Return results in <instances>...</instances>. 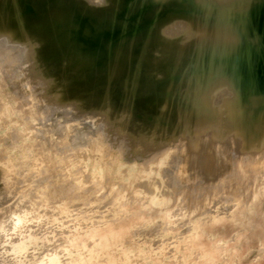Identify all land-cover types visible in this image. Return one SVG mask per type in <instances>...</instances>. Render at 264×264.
Instances as JSON below:
<instances>
[{
  "label": "rangeland",
  "instance_id": "1",
  "mask_svg": "<svg viewBox=\"0 0 264 264\" xmlns=\"http://www.w3.org/2000/svg\"><path fill=\"white\" fill-rule=\"evenodd\" d=\"M17 1L22 6L14 9L15 0H0V23L15 22L0 30V42L26 44L34 57L20 81L0 78V264H264L262 138L238 139V147L231 135L250 125L256 109L264 112V19L259 24L253 15L264 11V0ZM226 12L232 30L242 29L231 52L212 37ZM187 17L201 29L196 35L178 24ZM36 25L45 39L32 31ZM236 48L257 54L244 79ZM226 75L249 93L239 117L223 104L235 96L234 89L227 96ZM199 79L209 87L191 93ZM204 92L212 94V112ZM210 135L225 147L228 164L204 157L217 152Z\"/></svg>",
  "mask_w": 264,
  "mask_h": 264
},
{
  "label": "bare ground",
  "instance_id": "2",
  "mask_svg": "<svg viewBox=\"0 0 264 264\" xmlns=\"http://www.w3.org/2000/svg\"><path fill=\"white\" fill-rule=\"evenodd\" d=\"M15 1L18 2L17 0H15ZM231 1H232V0H231ZM16 2H15V4H16L17 6L15 7V6H14L15 4L13 3L14 5H12V8H13V6L15 7L14 9H16L17 7L21 8L22 4H20L19 2H18V3H16ZM236 3H237V1H236ZM236 3H235V4H236ZM190 5H191V4H190ZM206 5H207V4H206ZM203 6H204V5H203ZM229 6H230V5H229ZM206 7H207V6H206ZM233 7H234V6H232V8L229 7L230 10L227 11V12H230L231 10L233 11V9H235L236 6H235L234 8H233ZM203 8H204V7H203ZM203 8L200 9V11L203 10ZM226 8H227L226 10H228V6H227ZM215 9H216V8H215ZM215 9H214V10H215ZM198 10H199V8H198ZM206 10H207V9H206ZM260 10H261V9H260ZM202 12H203V11H202ZM227 12L224 14V19H223V21H222L221 26H220L219 28H214V29H213L214 31L212 32V37L219 38V39H221L223 42H225V44H224V45H225L224 50H225L226 52H228V51L231 52L232 49L234 48V46L237 45L236 43H239V40L241 39V35H242V34H240V33H242V32H241L242 29H240V26H239V28H237V29H239V32H238V31H235V30H232V23H233L232 19H233V20H235V19H234V18L231 19V17H232V16H231V13H227ZM18 13H20V12H18ZM198 14H199V13H198ZM233 14H234V13H233ZM237 14H239V13H237ZM237 14H236V15H237ZM243 15H245V14H243ZM253 15H254V14H253ZM220 16H221V15H220ZM256 16H257V15H256ZM238 17H239V16H238ZM251 17H252V16H251ZM196 18H197V17H196ZM201 18H202V17H201ZM236 18H237V17H236ZM253 18H254V17H253ZM253 18H251L252 20H251V19H250V20L253 21ZM187 19L190 20L189 22L191 23V25H190V23H189L187 20H186V21H185V20H184V21H181V23L179 22L178 24L181 25V26H185V25L188 26V25H189L188 27H189V30H190V31H189V34H188V32L186 33L187 36H188V35H189V36H191V35H196V34L198 33V31H197V32H195V31L198 30V29H200V28H198L195 24H193V21L191 22V19H189L188 17H187ZM196 20H197V19H196ZM236 20H237V19H236ZM29 21H31V20H29ZM263 23H264V22H263ZM259 24H260V23H259ZM3 25H4V24L0 23V30H1V32H2L3 29H4V30L7 29V31H8L9 29H10V30L13 29V27H14V25H15V22H11V24L8 23L7 25L5 24V26H3ZM175 25H176V24H175ZM194 25H195L196 27H195ZM169 26H173V24L171 23ZM175 27H176V26H175ZM193 27H194V28H193ZM8 28H9V29H8ZM22 28H23V27H22ZM178 28H179V27H176V29H178ZM31 29H32V31L34 32V34H38V35H40V34L42 35V34H43V30H42V27H41V26H37V25H36V26H32ZM4 30H3V32H4ZM168 30H169V29H168ZM200 30H201V29H200ZM200 30H199V32H200ZM14 31H15V28H14ZM202 31H203V30H202ZM203 32H204V31H203ZM206 32L208 33V30H207V31L205 30V34H206ZM248 33H249V32H248ZM250 33H251V32H250ZM251 34H252V33H251ZM254 34H255V33H254ZM41 35H40V36H41ZM43 35H44V36H43ZM43 35H42V36H43V38L45 39V38L47 37V32L44 31V34H43ZM237 35H238V38H237ZM209 36H210V35H209ZM43 38H42V39H43ZM247 38H248V37H247ZM260 38H261V36H260ZM33 39H34V38H33ZM204 39H205V38H204ZM204 39H203V40H204ZM248 39H249V38H248ZM203 40H202V41H203ZM250 40H251V39H250ZM262 40H263V38H262ZM197 41H198V40H197ZM243 41H244V39H243ZM205 42H206V41H205ZM191 43H192V42H191ZM195 43H196V42H195ZM198 43H199V42H198ZM200 43H201V41H200ZM256 43H257V42H256ZM262 43H263V42H262ZM262 43H261V47L264 46V45H262ZM240 44L242 45L243 43H240ZM189 45H190V43H189ZM193 45H197V44H194V43H193ZM218 45H219V44H218ZM252 45H253V44H252ZM239 46H240V45H239ZM256 46H257V45H256ZM192 47H193V46H192ZM198 47H199V46H198ZM200 47H202V46H200ZM261 47H260V45H259V48H260V49H259V48H257V49L260 51V50H261ZM184 48H185V47H184ZM194 48H195V46H194ZM238 48H239V47H238ZM238 48H236V50H237ZM51 49H53V48H51ZM188 49H190V47H189ZM191 49H192V48H191ZM191 49H190V52H191ZM248 49H249V48H248ZM262 49H263V48H262ZM236 50H235V51H236ZM250 50H252V48H250ZM254 50H256V49H254ZM237 51H238V50H237ZM180 52H181V51H180ZM190 52L187 51V55H189ZM195 52H196V50H195ZM195 52H194V53H195ZM255 52H257V51H255ZM182 53H183V52H182ZM190 54H191V53H190ZM195 54H196V53H195ZM195 54H193V55H195ZM197 54H198V53H197ZM199 54H200V53H199ZM207 54H208V53L206 52V55H207ZM235 54H236V53H235ZM252 54H253V53H252ZM255 55H257V54L255 53ZM255 55H253V56H255ZM258 55H259V52H258ZM182 56H183V55H182ZM189 56H190V55H189ZM198 56H199V55H198ZM203 56H204V55H203ZM208 56H209V55H208ZM187 57H188V56H187ZM258 57H259V56H258ZM205 58H206V57H205ZM207 58H208V57H207ZM210 58H211V57H210ZM192 59H193V58H192ZM217 59H218V58H217ZM253 59H254V58H253ZM253 59L251 58L252 61L255 60V59H254V60H253ZM74 60H75V61H74ZM74 60H73V61L76 62V59H74ZM205 60H206V59H205ZM209 60H210V59H209ZM226 60H227V58H226ZM234 60H237V59H234ZM251 60H250V61H251ZM258 60H259V59H258ZM258 60H257V58H256V61H258ZM178 61H179V60H178ZM180 61H182V59H181ZM188 61L190 62V58L188 59ZM188 61H187V62H188ZM191 61L194 62L193 60H191ZM219 61H220V60H219ZM187 62H186V63H187ZM234 62H235V61H234ZM254 62H255V61H254ZM254 62H253V63H254ZM237 63H238V62H237ZM237 63H236V64H237ZM187 64H188V63H187ZM187 64H186V65H187ZM205 64H206V63H205ZM250 64H251V63H250ZM254 64H255V63H254ZM254 64H252V65H254ZM252 65H251V66H252ZM175 66H176V65H175ZM190 66H191V65H190ZM206 66H207V65H206ZM254 66H255V65H254ZM182 67H183V65H182ZM185 67H186V66H184L183 68L185 69ZM236 67H238V65H236ZM183 68H182V72L184 73L185 70L183 71ZM227 68H228V66H227ZM199 69H200V68H199ZM180 70H181V69H180ZM187 70H188V68H187ZM190 70H191V69H190ZM195 70H196V69H195ZM206 70H207V69H206ZM238 70H239V69L237 68V69H236L237 73H238ZM252 70H253V69H252ZM252 70H251V71H252ZM199 71H200V70H199ZM227 71H228V70H227ZM247 71H248V70H247ZM196 72H197V71H196ZM253 72H254V71H253ZM199 73H200V72H199ZM246 73H247V72H246ZM246 73H245V74H246ZM249 73H250V72H249ZM249 73H247V74H249ZM254 73H255V72H254ZM176 74H178V73H176ZM187 74H188V73H187ZM231 74H232V73H231ZM239 74H240V73L237 74V77H238ZM247 74H246V75H247ZM252 74H253V73H252ZM178 75H179V74H178ZM197 75H198V74H197ZM206 75H207V74H206ZM249 75H250V74H249ZM249 75H248V76H249ZM182 76H183L182 79L185 78V75H182ZM191 76H195V75L191 74ZM191 76H190V78H191ZM200 76H201V74H200ZM232 76H233V74H232ZM234 76H235V75H234ZM243 76L245 77V75H243ZM243 76H241V74H240V78L242 77L241 79H244ZM248 76H247V77H248ZM253 76H254V74H253ZM253 76H250V77H253ZM179 77H180V76H179ZM209 77H210V76H209ZM214 77L216 78V76H214ZM188 78H189V77H188ZM190 78H189L190 81H189V80H188V81L191 83V80H193V79H190ZM192 78H194V77H192ZM199 78H200V77H199ZM238 78H239V77H238ZM179 79H180V78H179ZM186 79H187V77H186ZM206 79H207V80H206V82H207L209 78H206ZM245 79H246V78H245ZM248 79H249V78H247V80L245 81L246 84H247ZM257 79H258V77H257ZM170 80H173V79H170ZM170 80H169V81H170ZM197 80H198V79H197ZM216 80H217V78H216ZM216 80H214V81L216 82ZM236 80H237V79H236ZM251 80H253V78H252V79L250 78L249 82H251ZM254 80H255V78H254ZM254 80H253V81H254ZM181 81H182V80H181ZM202 81H203V80H201V79H199V81H197L196 83H193L194 81H192V83H193L192 85L195 86V84H196V86L194 87L195 89H194L193 86L189 83V85H191V87L193 88V90L189 88V86H188V84H187L188 82H186V84H187V86H188V88H189L188 90H191V91H192V92L190 91L191 93H195L196 89H197L198 92H200L202 89H203V91H204V88H208L209 85H208V87H206L207 84H206L204 81H203V82H202ZM234 81H235V79H234ZM234 81H233V79H232L229 75H226V76L224 77V81H223V82H225V83H227V84L229 85L228 88L226 89L227 96H228L230 93H232L230 90H233V89H234V91H235V94H234L235 96H234V95H233L234 97L231 96V97H233L232 99L227 97V99H231V100H227L226 97H225V98L222 97V103H223L224 99H226V100L224 101L223 104H224V105H227V106H228L229 104L235 106V108H234L235 110H234V111H236V112H234V113L237 114L239 111H242V110H243V106H242L241 101H242V100H245V99H244V97H243L244 94L242 95L243 90L240 89L241 86H239V87L237 86V85H240L242 82H240V79H239V82H240V83H237V85H235L236 83H235ZM237 81H238V80H237ZM243 81H244V80H243ZM210 82H211V80L209 81V83H208V82H207V83L210 84ZM245 82H244V83H245ZM249 82H248V85H249ZM258 82H260V81L258 80ZM177 83H179V82H177ZM177 83H176V87H177V85H178ZM213 83H214V82H213ZM251 83H252V82H251ZM253 83H254V82H253ZM179 84H180V83H179ZM211 84H212V83H211ZM216 84H217V83H216ZM216 84H214V87H215ZM242 84H243V83H242ZM219 85H220V84H219ZM219 85H218V88L220 87ZM251 85H252V84H250L249 87H253V86H254V88H251V89H255V85H256V84H255V85H252V86H251ZM77 86H79V85L77 84ZM77 86L68 89L66 93H67V94L70 93V95H71V93H72L73 91H75V88H77ZM184 86H185V84H184ZM187 86H186V87H187ZM210 86H211V85H210ZM243 86H244V85H243ZM246 86H247V85H246ZM179 87H181V86H179ZM186 87H185V88H186ZM214 87H212V88H214ZM259 87H260V86H259ZM261 87H262V86H261ZM263 87H264V86H263ZM263 87H262V88H263ZM241 88H242V87H241ZM256 88H257V87H256ZM174 89H175V88H174ZM176 89H177V88H176ZM179 89H180V88H179ZM181 89H182V88H181ZM181 89H180V94H181ZM183 89H184V88H183ZM186 89H187V88H186ZM214 89H215V88H214ZM235 89H237V91H236ZM257 89H259V88H257ZM257 89H255V90L258 92L259 90H257ZM30 90H31V89H30ZM188 90H186V91H188ZM206 90H207V89H206ZM208 90H209V89H208ZM222 90H224V88H223ZM248 90H249V89H247V91H248ZM255 90H254V91H255ZM176 91H177V90H176ZM178 91H179V90H178ZM183 91H185V89H184ZM203 91H201V93H202ZM241 91H242V92H241ZM244 91H245V89H244ZM251 91H252V90H251ZM254 91H253V92H254ZM256 91H255V92H256ZM75 92H76V91H75ZM174 92H175V91H174ZM188 92H189V91H188ZM205 92H208V91H205ZM205 92H204V94H206V96L204 95V96H203V100H201V101H202V102L205 101L206 104H208V103H210V98H211V97L209 98V96H211L212 94L209 95V96H207V94H210V93H205ZM209 92H210V91H209ZM223 92H225V90H224ZM223 92H222V94H223ZM248 92H249V91H248ZM253 92H252V93H253ZM255 92H254V93H255ZM260 92H261V93H260V95H259L258 97H259L260 99H263V98H264V89L261 91V88H260ZM33 93H34V92H33ZM64 93H65V92H64ZM73 93H74V92H73ZM73 93H72V94H73ZM182 93H184V92H182ZM212 93H213V92H212ZM243 93H245V92H243ZM246 93H247V92H246ZM254 93H253V94H254ZM24 94H25V93H24ZM36 94H37V93H36ZM58 94H62V93H58ZM58 94H57V95H58ZM173 94H174V93H173ZM184 94H185V93H184ZM196 94H197V93H196ZM19 95H20V94H19ZM55 95H56V94H55ZM65 95H66V94H65ZM65 95H64V97L67 96V95H66V96H65ZM70 95H69V97H72V96H70ZM175 95H176V94H175ZM177 95H178V94H177ZM188 95H191V94L188 93ZM188 95H187V96H188ZM197 95H199V93H198ZM202 95H203V94H202ZM202 95H199V96L201 97ZM213 95H214V94H213ZM247 95L249 96V93H248ZM247 95H244V96L247 97ZM250 95H251V94H250ZM24 96H25V95H24ZM34 96H35V95H34ZM58 96H59V95H58ZM60 96H61V95H60ZM60 96H59V97H60ZM173 96H174V95H173ZM173 96H172V97H173ZM183 96H184V95H183ZM194 96H195V94H194ZM217 96H219V94H218ZM17 97H18V95H17ZM35 97H36V96H35ZM62 97H63V94H62ZM191 97H192V96H190V98H191ZM196 97H198V96H196ZM200 97H198V98H199L198 100L202 99V97H201V98H200ZM204 97H205L206 99L208 98L209 100H205ZM246 97H245V98H246ZM33 98H34V97H33ZM173 98H175V97H173ZM183 98H184V97H183ZM183 98H182V100H184ZM193 98H194V97H192V100H191V101H193ZM212 98H213V96H212ZM216 98H217V97H215V101H217V99H220V97L217 98V99H216ZM253 98H255V97H253ZM26 99H27V98H26ZM64 99H66V98H64ZM67 99H68V98H67ZM180 99H181V97H180ZM187 99H189V98H187ZM187 99H186V100H187ZM247 99H248V98H247ZM260 99H259V100H260ZM23 100H24V99H23ZM175 100H176V98H175ZM182 100H180V104H181V101H182ZM186 100H185V102H184V101H183V102L186 103ZM177 101H178V100H177ZM177 101H176V102H177ZM263 101H264V99H263ZM166 102H167V101H166ZM187 102H189V101H187ZM194 102H195V99H194L193 103H194ZM207 102H208V103H207ZM212 102H213V99H212ZM212 102H211V103H212ZM248 102H249V101H248ZM195 103H196V102H195ZM195 103H194V104H195ZM218 103H219V101H218ZM262 103H263V102H262ZM176 104H177V103H176ZM182 104H183V103H182ZM186 104H187V103H186ZM194 104H191V105L193 106ZM202 104H203V103H202ZM204 104H205V103H204ZM244 104H245V103H244ZM220 105H221V104H220ZM220 105H219V106H220ZM259 105H261V104H259ZM259 105H258V106H259ZM188 106H189V105H188ZM200 106H203L202 108H205L204 105H200ZM205 106H206V105H205ZM209 106H210V105L208 104V107H209ZM211 106H212V105H211ZM222 106H223V105H222ZM249 106H250V105H249ZM252 106H253V105H252ZM252 106H251V107H252ZM223 107H224V106H223ZM228 107H229V106H228ZM231 107H232V106H231ZM256 107H257V106H256ZM259 107H261V106H259ZM179 108H180V106H179ZM179 108L176 107V109H177L178 111L181 110V109L179 110ZM186 108H187V107H186ZM193 108H194V107H193ZM199 108H200V107H199ZM209 108H211V112H212V111H213V110H212L213 107H209ZM254 108H255V106H254ZM58 109H59V108H58ZM182 109L185 111L184 108H182ZM200 109H201V108H200ZM205 109H206V108H205ZM216 109H217V108H216ZM219 109H220V108H219ZM219 109H218V111H219V114H220V110H221V109H220V110H219ZM225 109H227V108H225ZM232 109H233V107H232ZM262 109H263V108H262ZM186 110H187V109H186ZM189 110H190V107H189ZM206 110H207V109H206ZM214 110H215V109H214ZM228 110H230V109L228 108L227 111H228ZM246 110H247V108H246ZM161 111H162L163 113H167V112H168V111H167V108H166V109H161ZM187 111H188V110H187ZM187 111H186V112H187ZM204 111H205V110H204ZM221 111H223V110H221ZM256 111H257V112H256ZM256 111H255L256 113L253 112V114H255V115H253V117H252V121H251L250 125H247V124H243V125H242V124H240L239 126L242 125V127H241L242 129L239 128V129L234 130V134H231V135H232V142H233V140H234L233 137H236V136H237V139L234 140L235 143L237 142L238 139H239L238 141H239V143H240V140H241V141H242V140L244 141V139H248V138H250V137H252V138H253V137H259V138H260V137H261L262 139L260 138L261 141H259V143L261 144V146H260V144H259V147H258V143L256 142L257 140L255 141L256 143H254V145L256 144L257 147H258V150H262V152H263V149H264V112H263V110H261V109H256ZM188 112H189V114L186 116V119H185V120H187V117H188L189 115H190V116L192 115V114H191L192 112H191V113H190V111H188ZM199 112H200V110H199ZM242 112H244V110H243ZM180 113H182V112H180ZM202 113H203V112H202ZM215 113H216V112H215ZM232 113H233V111H232ZM239 113H241V112H239ZM193 114H194V110H193ZM230 114H231V112H230ZM177 115H178V112H177ZM209 115H210V114H209ZM231 115H232V114H231ZM250 115L252 116V114H250ZM167 116H169V115H167ZM190 116H189V117H190ZM221 116H222V115H221ZM128 117H129V116H128ZM183 117H185V116H183ZM196 117H197V116H196ZM208 117H209V116H208ZM236 117H239V115L237 114ZM177 118H178V117H177ZM193 118H194V115H193ZM233 118H235V115H234ZM240 118H241V117H240ZM242 118H243V117H242ZM167 119H168V117H167ZM179 119H181V117H180ZM222 119H223V118H222ZM229 119H230V117H229ZM247 119H248V118H247ZM247 119H245L244 121H246ZM250 119H251V117H250ZM168 120H169V119H168ZM181 120H184V119H181ZM181 120H180V124H181ZM190 120H192V118H190ZM199 120H200V119H199ZM223 120H225V119H223ZM231 120H233V119L231 118ZM236 120H237V119H236ZM248 120H249V119H248ZM248 120H247V121H248ZM176 121H177V119H176ZM247 121H246V122H247ZM127 122H128V121H127ZM167 122H168V121H167ZM183 122H184V121H182V123H183ZM229 122H231V121L229 120ZM249 122H250V120H249ZM155 123H156V122H155ZM163 123H164V122H163ZM175 123H176V122H175ZM190 123H191V122H189V124H190ZM216 123L219 124V122H216ZM235 123H236V122H235ZM238 123H240V122H238ZM247 123H248V122H247ZM126 124H128V123H126ZM152 124H153V123H152ZM167 124H168V123H167ZM177 124H178V123H177ZM210 124H211V123H210ZM210 124H209V125H210ZM228 124H229V123H228ZM228 124H227V125H228ZM183 125H184V124H183ZM183 125H182V126H183ZM207 125H208V124H207ZM225 125H226V124H225ZM152 126H153V125H152ZM154 126H155V125H154ZM165 126H166V125H165ZM174 126H176V124H175ZM177 126H179V124H178ZM187 126H188V125H187ZM189 126H190V125H189ZM189 126H188V127H189ZM210 126H212V125H210ZM219 126H220V124H219ZM156 127H157V126H156ZM192 127H194V126H192ZM217 127H218V125H217ZM223 127H224V125H223ZM233 127H235V125H234ZM254 127H255V131H256L257 133H256V132H254V133L252 132V131L254 130ZM176 128H177V127H176ZM183 128H184V127H183ZM186 128H187V127H186ZM156 129H157V128H156ZM189 129H191V128H188V130H189ZM225 129H226V128H225ZM152 130H153V129H152ZM152 130H151V131H152ZM154 130H155V129H154ZM212 130H213V129H212ZM218 130H219V129H218ZM230 130H231V129H230ZM96 131H97V130H96ZM155 131H156V130H155ZM192 131H193V130H191L190 132H188V134L191 133ZM210 131H211V130H210ZM258 131H262V133L258 134ZM152 132H153V131H152ZM152 132H151V134H152ZM164 132H165V131H164ZM80 133H81V132H80ZM95 133H97V132H95ZM107 133H108V132H107ZM171 133H172V132H171ZM171 133H170V134H171ZM200 133H201V132H200ZM222 133H223V132H222ZM243 133H244L245 135H243ZM249 134H251V136H250ZM76 135H77V134H76ZM153 135H154V133H153ZM160 135H161V134H160ZM171 136H172V135H171ZM189 136H190V135H189ZM195 136H196V135H195ZM198 136H199V135H198ZM229 136H230V135H229ZM74 137H75V136H74ZM206 137H207V136H206ZM213 137H214V136L210 135L209 138H207V140H208V144H209L210 146H214V150H215V151H216V148H217V152H216L215 154L213 153L214 151L211 153L210 149L208 148L209 150H206V153H204V157H207V160H211V162H212V161H214V162H220L221 160L226 161V159H228V158L226 157V155L223 154V153L225 152V151L223 152V150H225V147L222 146V145H220L221 143H220V144L218 143V145H217L218 147H216V146H215V145L217 144V143H216V139L213 138ZM169 138H170V136H169ZM169 138H168V139H169ZM171 138H172V137H171ZM189 139H190V138H189ZM195 139H196V138H195ZM226 139H229V138H226ZM165 140H166V139H165ZM191 140H192V138H191ZM191 140H189V141H191ZM207 140L205 139L204 141H207ZM193 141H195V140L193 139ZM250 141H252V143H253V140H250ZM39 142H40V141H39ZM81 142H82V141H81ZM229 142H230V141H229ZM229 142H228V144H229ZM244 142H245V141H244ZM244 142H243V144L245 145L246 142H245V143H244ZM35 143H36V142H35ZM78 143H79V142H78ZM108 143H109V142H108ZM185 143H186V142H185ZM188 143H189V142H188ZM190 143H191V142H190ZM204 143H205V142H204ZM233 143H234V142H233ZM239 143L237 142L238 147H240ZM214 144H215V145H214ZM223 144H224V143H223ZM190 145H191V144H190ZM206 145H207V143H206ZM237 145L235 146V144H234V145H232V146H233V147L235 146V147L237 148ZM120 146H121V145H120ZM228 146H229V145H226L227 148L230 147V146H229V147H228ZM232 146H231V147H232ZM242 146H243V145H242ZM251 146H252V145H251ZM103 147H104V146H103ZM205 147H206V146H205ZM231 147H230V148H231ZM246 147L249 148V146H245L244 149H245ZM118 148H119V147H118ZM180 148H181V147H180ZM230 148H229V149H230ZM236 148H235V149H236ZM241 148L243 149V147H241ZM253 148H255V147H253ZM43 149H44V148H43ZM212 149H213V148H212ZM229 149H228V150H229ZM237 149H238V148H237ZM237 149H236V150H237ZM244 149H243V150H244ZM178 150H179V149H178ZM186 150H187V152H188V151H191V150H189V149H186ZM243 150L241 151V149H240L239 151H240V152H243ZM251 150H252V149H251ZM254 150H255V149H254ZM244 151H247V150L245 149ZM248 151H250V150H248ZM103 152H104V151H103ZM145 152H146V151H145ZM227 152H228V151H226V153H227ZM231 152H232V151H231ZM231 152H230V153H231ZM155 153H156V151H155ZM157 153H158V152H157ZM178 153H179V152H178ZM178 153H177V154H178ZM228 153H229V152H228ZM235 153H236V152H235ZM237 153H238V151H237ZM253 153H254V152H253ZM108 154H109V153H108ZM213 154H214V155H213ZM243 154H245V153H243ZM263 154H264V153H263ZM151 155H152V154H151ZM151 155H150V156H151ZM153 155H154V153H153ZM253 155H254V154H253ZM178 156H179V155H178ZM178 156H175V157H174V160H175L174 165H176V164L178 163L179 159H180ZM182 156H183V155H182ZM189 156H190V155H189ZM189 156H188V157H189ZM227 156H228V155H227ZM232 156H233V155H232ZM237 156H239V155L237 154ZM242 156H243V155H242ZM254 156H255V155H254ZM261 156H262V155H261ZM27 157H28V156H27ZM148 157H149V156H148ZM192 157L195 158L194 155H193ZM228 157H229V156H228ZM249 157H250V159H248V161L251 160V159H253V158H254L253 160H255V157H253V158H251V156H249ZM194 158H192V159H194ZM211 158H214V159H211ZM261 158H262V157H261ZM144 159H148V160H149V158H144ZM181 159L183 160V158H181ZM192 159L190 158V161H191ZM224 159H225V160H224ZM231 159H232V158H231ZM231 159H230V160H231ZM258 159H259V158H258ZM235 160H237V158H236ZM241 160L243 161V157H242ZM253 160H252V161H253ZM259 160H260V159H259ZM192 161H195V160H192ZM223 161H222V163H223V165H224V162H223ZM227 161H228V160H227ZM227 161H226V163L228 164ZM246 161H247V160H246ZM255 161H256V160H255ZM140 162H141V161H140ZM236 162H238V160H237ZM243 162H244V161H243ZM243 162H242V163H243ZM262 162H263V161H262ZM212 163H213V162H212ZM246 163H247V162H246ZM246 163H243V166H244V164H246ZM252 163H254V161H253ZM260 163H261V162H260ZM187 164H188V163H187ZM189 164H190V163H189ZM218 164H220V163H218ZM236 164H237V163H236ZM236 164H235V165H236ZM248 164H250V162H249ZM248 164H247V165H248ZM255 164H257V162H256ZM177 165H178V164H177ZM226 166H227V165H226ZM252 166H253V164H252ZM256 166H257V165H256ZM262 166H263V165H262ZM224 167H225V166H224ZM231 167H233V166H231ZM244 167H245V166H244ZM257 167H258V166H257ZM49 168H50V167H49ZM206 168H207V167H206ZM236 168H237V167H236ZM246 168H247V166H246ZM178 169H179V168H178ZM178 169H176V167H175V170L178 171ZM187 169H188V171H189L190 168L187 167ZM216 169H217V168H216ZM221 169L224 170V168H221ZM226 169H227V167H226ZM226 169H225V171L229 172V171L226 170ZM258 169H259V168H258ZM47 170H49V169H47ZM175 170H174V174H175V172H176ZM205 170H206V169H205ZM212 170H213V168L211 169V171H212ZM243 170H244V169H243ZM243 170H242V171H243ZM246 170L249 171V170H251V169H248V168H247ZM254 170H255V169H254ZM42 171H43V170H42ZM188 171H187V172H188ZM191 171H192V169H191ZM202 171H203V170H202ZM217 171H218V170H217ZM217 171H216V172H217ZM219 171H220V170H219ZM230 171H231V170H230ZM251 171H253V170H251ZM260 171H261V170H260ZM262 171H263V170H262ZM220 172H221V171H220ZM227 172H225V173H227ZM176 173H178V172H176ZM181 173H182V172H181ZM202 173H203V172H202ZM208 173H209V172H208ZM221 173H222V172H221ZM223 173H224V171H223ZM262 173H263V172H262ZM196 174H197V173H196ZM203 174H204V173H203ZM203 174H202V175H203ZM219 174H220V173H219ZM250 174H251V172H250ZM208 175H209V174H208ZM221 175H222V174H221ZM174 176H176V174H175ZM204 176H205V175H204ZM199 177H200V176H199ZM202 177H203V176H202ZM19 178H21V177H19ZM174 178H175V180L178 181V179H177L178 177H174ZM204 178H205V177H204ZM23 179H24V178H23ZM217 179H218V178H217ZM238 179H239V178H238ZM214 180H215V178H214ZM19 182H20V180H19ZM22 182H24V181L22 180ZM215 182H216V181H215ZM217 182H218V180H217ZM20 183H21V182H20ZM210 183H211V182H210ZM210 183H209V184H210ZM213 183H214V182H213ZM213 183H212V184H213ZM215 184H216V183H215ZM177 185H178V184H177ZM210 185H211V184H210ZM121 186H122V185H121ZM117 187H118V186H117ZM124 187H125V186H124ZM32 188H33V187H32ZM176 188H177V187H176ZM176 188H175V189H176ZM220 189H222V188H220ZM220 189H219V190H220ZM23 190H24V189H23ZM30 190H32V189H30ZM121 191H122V190H121ZM217 191H218V190H217ZM223 191H224V190H223ZM21 192H22V191H21ZM31 192H32V191H31ZM31 192H30V193H31ZM221 192H222V191H221ZM221 192H220V193H221ZM22 193H25V192H22ZM223 193H224V192H223ZM2 194H3V192H0V195H2ZM112 194H114V193H112ZM32 195H33V194H32ZM32 195H31V196H30V195H27L28 197L26 196V197L28 198V200L31 201V197H32ZM114 195H115V194H114ZM116 195H117V193H116ZM225 195H226V194H225ZM229 196H231V195H229ZM112 197H113V196H112ZM216 197H218V195H217ZM216 197H215V198H216ZM203 198H204V197H203ZM227 198H228V196H227ZM112 199H114V197H113ZM212 199H214V198H212ZM219 199H220V198H219ZM2 200H3V197H2V198L0 197V203H1ZM222 201H223V199H222ZM222 201H220V202L223 203L224 201H223V202H222ZM216 202H218V201H216ZM216 202L214 203V206H215V204H217ZM211 203H212V202H211ZM218 203H219V202H218ZM221 203H220V204H221ZM224 203H226V201H225ZM224 203H223V204H224ZM200 204H201V203H200ZM212 204H213V203H212ZM223 204H222V205H223ZM198 205H199V204H198ZM206 205H207V204H206ZM210 205H211V204H210ZM218 206H219V205H218ZM220 206H221V205H220ZM212 207H213V206H212ZM197 208H198V207H197ZM0 209H1V208H0ZM215 210H216V209H215ZM3 211L5 212V208H4ZM20 211H21V210H20ZM0 212H1V210H0ZM7 214H8V213H7ZM110 214H111V213H110ZM110 214H109V215H110ZM4 215H6V214L4 213Z\"/></svg>",
  "mask_w": 264,
  "mask_h": 264
},
{
  "label": "clouds",
  "instance_id": "3",
  "mask_svg": "<svg viewBox=\"0 0 264 264\" xmlns=\"http://www.w3.org/2000/svg\"><path fill=\"white\" fill-rule=\"evenodd\" d=\"M34 53L26 44L0 42V78L8 82L20 81V73L32 63Z\"/></svg>",
  "mask_w": 264,
  "mask_h": 264
},
{
  "label": "water",
  "instance_id": "4",
  "mask_svg": "<svg viewBox=\"0 0 264 264\" xmlns=\"http://www.w3.org/2000/svg\"><path fill=\"white\" fill-rule=\"evenodd\" d=\"M253 14L257 15V21L259 23L263 22L264 11L263 9L259 11V8L253 10ZM253 57L252 51L248 48L240 49L235 57L238 62V69L241 75H244L246 70L250 68V60Z\"/></svg>",
  "mask_w": 264,
  "mask_h": 264
}]
</instances>
